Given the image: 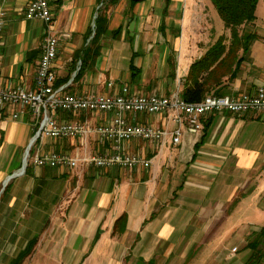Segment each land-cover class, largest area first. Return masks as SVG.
Here are the masks:
<instances>
[{"label":"crops","instance_id":"crops-1","mask_svg":"<svg viewBox=\"0 0 264 264\" xmlns=\"http://www.w3.org/2000/svg\"><path fill=\"white\" fill-rule=\"evenodd\" d=\"M98 1L49 0L59 39L52 70L55 79L68 77L61 85L62 93L112 94L124 85L130 94L170 96L175 91L181 94L194 80H204L205 73L196 76L192 72L194 63L210 48L200 47L202 41L187 37V42L182 43L176 30L150 37L143 33L142 37L139 32L130 35L122 29L117 35L104 33L100 37L96 43L98 55L90 63L85 62L81 76L75 78L80 51L89 45L86 33ZM29 2L4 0L0 4L4 11L0 42L2 87H33L43 24L25 18ZM180 2H170V25L176 24L174 14L180 10ZM120 3L121 0L110 1L108 11L103 12L108 31L122 28L125 7L119 14L114 12ZM65 33L69 38L62 36ZM158 37L162 42L154 41ZM148 38L153 39L151 43L143 42ZM156 48L160 49L158 54L153 51ZM237 56H241V50ZM236 59L207 77V86L213 88L205 95L215 94L212 91L216 85L223 94L236 96L253 93L264 84V65L257 66L246 52L235 71ZM130 62L135 69H129ZM174 63L176 69L172 72ZM231 70L235 73L230 78ZM14 112L16 117L11 116ZM53 116L57 121H85L90 125L111 119L109 113L70 115L59 111ZM173 116L174 110L167 109L130 119L166 131L160 140L132 139L121 144L122 151L147 160V167L91 169L78 165L64 170L40 168L29 162L22 168L24 150L35 135L38 120L26 107L0 106V264H8L30 240L35 250L28 258L34 259L40 248V217L48 222L42 234L46 246H79V250L70 251L81 263L120 264L118 252L124 251L123 261L155 264L151 248L168 247L162 257L166 261L172 248L192 246L194 238L201 239L202 232L215 228V215L233 205V199L239 202L241 194L244 199L254 190L264 198V112L207 113L200 118L199 131L182 126L176 144L169 136L176 127ZM109 146L93 138L39 137L33 141L32 150L80 157L104 152ZM14 160L15 167L9 171ZM244 204L242 201L241 206ZM10 248L17 249L11 252ZM143 248L147 249L139 251ZM128 249L132 259L126 257Z\"/></svg>","mask_w":264,"mask_h":264},{"label":"built area","instance_id":"built-area-1","mask_svg":"<svg viewBox=\"0 0 264 264\" xmlns=\"http://www.w3.org/2000/svg\"><path fill=\"white\" fill-rule=\"evenodd\" d=\"M4 0H0V4ZM4 11L0 6V42L4 26ZM25 18L41 20L45 24L44 38L41 51L33 76V87L25 89L20 86H0V106L11 105L28 108L35 119L38 120L36 137H76L94 134L98 140H110L112 146L104 153L68 157L57 153L40 154L32 150L30 145L24 156L25 165L29 162L34 166L49 165L76 167L78 164L99 168L119 166L133 169L138 165L147 167L148 161L138 154L122 151L121 144L132 139L160 140L166 131L155 128L146 123L131 121L130 119L142 114H155L167 109L174 110L172 120L176 127L169 136L171 142L176 144L180 140L182 126L192 132L199 131L200 118L210 112L228 111L245 113L250 111L264 112V84L258 85L253 93H240L236 96L230 94H209L195 102L185 101L179 92L170 96L157 94H130L124 85L112 94L62 93V86L53 87L55 74L52 70L53 60L56 57L58 41L53 30L52 14L48 0H30L25 10ZM67 34L65 33L64 36ZM109 86L111 84H108ZM57 110L73 111H100L111 114V119L102 125L90 126L80 122L57 121L53 118ZM129 115V117L126 116ZM17 116V112L12 113ZM35 140V139H34ZM33 143V142H32Z\"/></svg>","mask_w":264,"mask_h":264},{"label":"rangeland","instance_id":"rangeland-1","mask_svg":"<svg viewBox=\"0 0 264 264\" xmlns=\"http://www.w3.org/2000/svg\"><path fill=\"white\" fill-rule=\"evenodd\" d=\"M100 1L101 0L98 1L99 5L95 8V10L97 9L95 17L98 11H100L102 14L103 12H105L106 14L109 7L111 6L109 5L111 0H102L101 3ZM171 1L174 0L169 1V7ZM134 2L135 3H130V0H121L119 8H117V10L114 11L115 13L119 14L121 8L125 7L126 10L125 21L121 24L122 25L121 29L125 34L127 31L129 32L128 30L129 23L131 21H134L132 32H139L142 34V37L144 36L143 33H147V36L150 37V34L152 35L153 33L154 34L159 32L164 33L166 31L168 32V31L176 30V33L179 32L178 33L179 40L180 42L182 41V43L187 42V37H192L195 40H200L203 42L200 45V47H211L214 45L216 39L221 35H223L226 38V43L227 44L229 43L230 31L224 25L223 21L219 17L215 7L213 6L210 0H182V2H180L181 4L180 10L178 11V13L174 14L175 17L174 22H176V24L172 23L171 25L167 23V20L169 19L168 18L169 12L167 11L165 14L162 13L164 0H135ZM49 7H50V3H49ZM50 11H51V7H50ZM172 19L174 20V18ZM40 22L43 24V30H42V39H43L45 36L44 35L45 24L41 20ZM91 26L92 25L90 24V28L93 29L94 25L92 26L93 28ZM241 28L242 27H240L239 29L240 32H242ZM53 31H54L53 35L56 36L57 41L59 43V39L55 33L54 27L52 32ZM244 31L253 32L257 35V37H260L250 42V46H249L250 49L247 52L250 53V56H252L257 66H263L264 65V0H258V2L256 3L255 17L244 28ZM91 34L92 32L88 37V44H89V40L93 36V34L92 35ZM62 36L69 38L68 34L66 36H64L63 34ZM136 39L137 38L134 37L133 41H136ZM161 39L162 37H158L154 39V41H159ZM142 40L143 42H146V44H148L151 43L150 40L153 39L148 38ZM152 44L154 45V42ZM154 50L158 51L157 54L160 52V49L158 48L153 49V51ZM175 63L171 65L170 69L172 70V72L176 69ZM59 111L61 110H57L54 113V115H57ZM62 112L68 113L70 115L74 114L73 111L62 110ZM80 113H102V112L78 111V113L76 114H80ZM138 114H142V113H138ZM53 118L55 117L53 116ZM61 121L80 122V123L88 124L85 121H65V120H61ZM102 124L104 123L96 124V125H102ZM96 125H90V126H96ZM33 137L34 135L32 136V138ZM76 137H81L88 140L93 138V140L95 139L101 143L107 142L110 145L109 147L112 146V142L110 140L100 141L98 140L97 136L94 134H89L88 136H76ZM76 137H52V136L40 135V140L44 138L60 139V138H76ZM26 148L27 146L25 147V149ZM104 152L89 153L87 155L100 154ZM49 153H57L68 157H75V155L72 156L55 151L40 150V154H49ZM25 155L26 154L24 153V156ZM15 162H16L15 160L12 162V167L9 168V171L12 170L13 167H15ZM78 165L81 167L84 166L82 164H78ZM78 165L76 167H78ZM43 167L57 168V169L60 168L64 170L75 168V167H67V166L65 167L63 166L52 167L49 165L40 166V168ZM84 167L91 169L92 168L103 169L94 166H84ZM114 167H119V166H114ZM128 170H132V169H128ZM262 181H264V177ZM242 195L243 194H241V198ZM241 198L239 202H234L236 201V199L235 200L233 199V205H231L232 207L230 205H227L226 209H224L223 212L219 213L218 215H215L216 217L214 223L215 228L207 231L206 233L202 232L201 236H199L201 239L194 238L193 243L195 244L192 246L188 245L183 247L181 246L178 248H172V254L169 255L166 261H163L162 257L165 256V254H167L168 247L158 246L157 248H151L153 252L152 257L157 260L155 264H245L250 255V250L248 248H245V245L254 237V234L257 233L258 230L264 225V198L259 196L257 191L255 190L251 192L248 196H246L244 199ZM242 201L243 203H245L244 206H241ZM234 203H238V204L234 206ZM47 223H48L47 221L45 222L40 217V248H37V251L34 254V259H31L30 257L28 258L27 256L25 259H23L21 264H91L89 262H86L85 258L84 261L86 263L79 262L80 261L79 257L75 256V254L70 251L74 249L79 250L80 249L79 246L75 248H71L67 246H54V247L46 246L47 242L44 241V239L42 240V234L45 227H47ZM80 242L81 241H78V243ZM260 247L264 249V242H262ZM122 248L124 249V247ZM16 249L17 248H10V251L14 252ZM92 249L95 248L92 247ZM146 249L147 248H143L140 249L139 251H145ZM123 252L124 251L118 252L119 259H121L120 264H136L134 263V261L133 263L123 261L121 256ZM125 254L127 259L128 256H130V258L132 259L131 254L133 253L131 252V249L126 250ZM256 264H264V259L259 260L258 262H256Z\"/></svg>","mask_w":264,"mask_h":264},{"label":"trees","instance_id":"trees-1","mask_svg":"<svg viewBox=\"0 0 264 264\" xmlns=\"http://www.w3.org/2000/svg\"><path fill=\"white\" fill-rule=\"evenodd\" d=\"M112 1V0H111ZM169 1L164 0L162 7V13L165 14L169 8ZM215 7L219 17L223 21L224 25L229 29V43H226V38L221 35L219 36L214 45L211 46L205 53V55L194 63L192 66V72L198 76L201 72L205 73L204 80L198 82L193 81V85L190 87H184L181 91V97L188 102H195L200 100L206 93L210 92L213 87L207 86V77L212 74L213 71L226 66L228 63H233L234 69L238 68V64L243 59V55L247 52L250 42L257 38V35L253 32H245L244 28L254 19L255 7L258 0H210ZM130 3H135L134 0H130ZM99 10V9H98ZM94 28L89 27L87 36L93 32L92 38L89 40V45L82 51H80V64L79 68L75 73V78L80 77L85 62L93 61L98 55L99 49L96 45L97 41L104 33H110L117 35L120 32L121 27L115 30L108 31L107 18L98 11L94 18ZM241 28L242 32L239 31ZM161 28V26H160ZM241 50V56H237V52ZM74 66V65H73ZM75 69V66L73 67ZM129 69H135L130 62ZM206 69V70H204ZM232 71V70H231ZM235 71H232L230 78L233 77ZM201 74V75H202ZM68 77L61 79H55L53 83L54 88H58L66 82ZM220 82H217L218 84ZM215 84V85H216ZM212 93L216 95L223 94L219 90L218 85L215 86ZM64 89L62 87L61 91ZM99 234V230L96 232V236ZM264 242V225L254 234V237L245 245V248L250 250V255L245 264H256L261 259H264V249L260 246ZM34 247V241H28L23 249L8 263V264H21L23 259L27 257ZM263 257V258H262Z\"/></svg>","mask_w":264,"mask_h":264},{"label":"water","instance_id":"water-1","mask_svg":"<svg viewBox=\"0 0 264 264\" xmlns=\"http://www.w3.org/2000/svg\"><path fill=\"white\" fill-rule=\"evenodd\" d=\"M134 1H135V0H134ZM94 17H95V16H94ZM91 25H92V26L94 25V21H92ZM133 25H134V21H131V22L129 23V25H128V30H129V32H130V35L133 34V32H132V30H133ZM92 26H91V27H92ZM92 28H93V27H92ZM92 34H93V32H92ZM92 34H91V35H92ZM35 137H36V134L34 135V137H33V138L30 140V142L28 143L27 148H26V150H25V154L28 152V149H29L30 145L32 144V142L34 141ZM24 167H25V162H24V158H23L22 168H24Z\"/></svg>","mask_w":264,"mask_h":264},{"label":"bare ground","instance_id":"bare-ground-1","mask_svg":"<svg viewBox=\"0 0 264 264\" xmlns=\"http://www.w3.org/2000/svg\"><path fill=\"white\" fill-rule=\"evenodd\" d=\"M2 4V3H1ZM1 6V5H0ZM2 7V6H1ZM3 20H4V16H3ZM3 28H4V26H3ZM3 31V30H2ZM202 98H205V96L204 97H202Z\"/></svg>","mask_w":264,"mask_h":264}]
</instances>
